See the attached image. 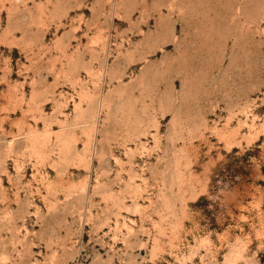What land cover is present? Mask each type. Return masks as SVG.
Returning <instances> with one entry per match:
<instances>
[{
  "label": "rangeland",
  "instance_id": "1",
  "mask_svg": "<svg viewBox=\"0 0 264 264\" xmlns=\"http://www.w3.org/2000/svg\"><path fill=\"white\" fill-rule=\"evenodd\" d=\"M0 264H264V0H0Z\"/></svg>",
  "mask_w": 264,
  "mask_h": 264
},
{
  "label": "bare ground",
  "instance_id": "2",
  "mask_svg": "<svg viewBox=\"0 0 264 264\" xmlns=\"http://www.w3.org/2000/svg\"><path fill=\"white\" fill-rule=\"evenodd\" d=\"M37 134V133H36ZM33 135H35L34 133H33ZM38 135V134H37ZM30 136V135H29Z\"/></svg>",
  "mask_w": 264,
  "mask_h": 264
}]
</instances>
